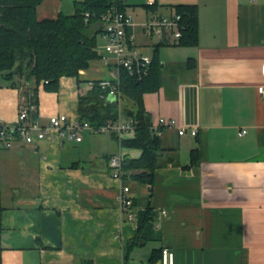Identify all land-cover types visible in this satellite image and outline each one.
Wrapping results in <instances>:
<instances>
[{
	"label": "crops",
	"instance_id": "crops-1",
	"mask_svg": "<svg viewBox=\"0 0 264 264\" xmlns=\"http://www.w3.org/2000/svg\"><path fill=\"white\" fill-rule=\"evenodd\" d=\"M76 1L43 0L37 17L71 15ZM146 2L123 0L134 21L137 7L145 10L139 23L150 16ZM177 5L198 8L196 45L158 46L137 29L160 63L159 88L144 95L162 148L153 185L113 177L111 156L142 151L112 134L81 130L78 141L54 130L30 144L0 142V264H161L163 248L175 264H264V0H156L155 11ZM98 53L78 77H61L58 91L39 86L42 124L61 114L79 119V97L111 79ZM25 90L1 83V121L17 123ZM126 106L135 108L122 94L119 117L133 122ZM125 186L130 221L119 201Z\"/></svg>",
	"mask_w": 264,
	"mask_h": 264
},
{
	"label": "trees",
	"instance_id": "trees-1",
	"mask_svg": "<svg viewBox=\"0 0 264 264\" xmlns=\"http://www.w3.org/2000/svg\"><path fill=\"white\" fill-rule=\"evenodd\" d=\"M42 1L0 0V86L3 81L16 87L26 86L24 94H32L37 104L41 84L45 90L56 92L61 77H78L81 70L99 57L98 22L102 15L113 6L125 10L123 0H79L75 2L73 14L60 13L57 18L39 20L37 7ZM174 8L182 14L186 25L180 45H196L199 40L197 6L177 5ZM161 45L164 44L158 46ZM156 51L148 76L138 80L123 71L120 84L122 94L135 104V108L125 107L126 115L133 119L135 136L122 139L121 145L142 151L139 158L124 160L122 177L134 178L150 186L154 183L157 161L162 153L160 137L152 129L144 106V95L159 88L160 63ZM108 94L109 90L102 88L100 82L95 83L87 95L79 97V119L95 127L118 119L119 104L108 102ZM197 153L195 149L194 158ZM1 214L0 208V225Z\"/></svg>",
	"mask_w": 264,
	"mask_h": 264
},
{
	"label": "built area",
	"instance_id": "built-area-1",
	"mask_svg": "<svg viewBox=\"0 0 264 264\" xmlns=\"http://www.w3.org/2000/svg\"><path fill=\"white\" fill-rule=\"evenodd\" d=\"M146 5L151 8L150 16L141 23H136L131 15L118 6H113L106 14L102 15L98 22L99 37L104 45L97 49H102L101 59L103 63L111 68V79L101 81L100 86L109 90L108 97H114L113 102L122 101L120 89L121 73L126 71L129 75L143 79L150 73L153 56L146 53L147 43L139 40L137 29L142 32L145 39L156 40L158 44L178 45L183 38L186 25L182 14L176 8H171L169 13H157L153 10L156 0H147ZM89 20V13L86 14V22ZM264 74V65L262 67ZM258 94L264 98V85L258 86ZM38 104L33 101V95L27 96L25 103L19 108L18 121L15 125L5 123L0 120V142L6 147H12L16 141L26 144L33 143L35 139H45L54 130H58L62 135L66 131L71 137L78 141L79 131L89 130L92 133H107L117 136L121 142L123 137L131 132H135L132 121L123 120L121 117L112 121L108 120L100 126H93L90 122L80 119H72L65 114L52 116L47 125L41 123L38 117ZM160 123L170 127H175V120L160 119ZM152 129L159 133L157 128ZM185 133L184 128L179 129V134ZM246 130L240 132L245 134ZM193 136L197 135L196 130H192ZM124 156L121 153L114 154L109 160V167L114 178L123 179L122 165ZM121 209L127 216V220H132L134 215L133 198L130 195L128 186L123 187L119 196ZM161 264H175V253L169 248H163Z\"/></svg>",
	"mask_w": 264,
	"mask_h": 264
},
{
	"label": "rangeland",
	"instance_id": "rangeland-1",
	"mask_svg": "<svg viewBox=\"0 0 264 264\" xmlns=\"http://www.w3.org/2000/svg\"><path fill=\"white\" fill-rule=\"evenodd\" d=\"M65 13H71L72 12V5H71V3L70 4H68V8L66 7V8H64V10H63ZM130 12H132V10L130 11ZM137 14H140L139 15V17H137L136 19L137 20H135L136 22L137 21H140L141 19H143L144 18V16H145V10L142 8V7H137ZM131 15H132V13H131ZM137 23H139V22H137ZM104 45V43H103V41L100 39V37L98 36V46L99 47H101V46H103ZM149 50V49H148Z\"/></svg>",
	"mask_w": 264,
	"mask_h": 264
},
{
	"label": "water",
	"instance_id": "water-1",
	"mask_svg": "<svg viewBox=\"0 0 264 264\" xmlns=\"http://www.w3.org/2000/svg\"><path fill=\"white\" fill-rule=\"evenodd\" d=\"M107 101L108 102H113L114 101V97H108Z\"/></svg>",
	"mask_w": 264,
	"mask_h": 264
}]
</instances>
